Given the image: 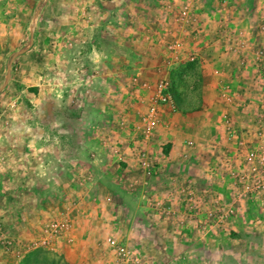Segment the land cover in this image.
<instances>
[{
    "label": "rangeland",
    "instance_id": "374dc122",
    "mask_svg": "<svg viewBox=\"0 0 264 264\" xmlns=\"http://www.w3.org/2000/svg\"><path fill=\"white\" fill-rule=\"evenodd\" d=\"M44 1L0 0V92L7 83L17 81L20 64L14 61L16 53L28 41V27L33 33ZM170 1L130 0L128 6L140 7L151 21L162 25L164 16L168 18L171 12L169 17H173L178 29L176 11L182 0H176L179 5L172 10L168 8ZM228 1L225 13L219 14V0H194L197 13L200 7L208 11L194 23L204 22L216 31L209 41L222 38L230 49L224 51L215 44L189 46L185 40L170 63L171 53L161 43L154 52L150 48L137 49L138 55L146 59L149 56L153 60L154 55L155 64L148 63L150 73L145 77L136 75V64L130 65L125 72L130 77L122 90H115L109 97L112 107L123 109L124 116L117 120L110 114V123L95 127L93 135L105 141V151L99 149L102 156H87L84 137L78 133L73 134L78 143L70 154L67 144L65 149L59 146L61 158L55 173L64 179L60 177L56 189L63 192L64 187L70 186L76 192L75 200L65 192L72 198L65 206L0 207V248L12 256L10 264H115L108 238L135 250L140 264H264V192L259 188L263 175L246 177L251 186L246 192L238 179L228 174V168H235L243 159L234 151L236 144L225 138L222 121V116L228 114L240 134L255 132L256 123L264 114V63L256 60L259 51L264 56V0ZM12 25L15 28L5 31ZM221 25L226 29L220 31ZM132 42H127L131 46L128 51L136 53V42L133 46ZM243 43L245 46L240 45ZM226 51L239 54L236 70L247 69L243 89L236 92L232 91V82L217 71L227 69L223 62H216L226 59ZM163 78L172 87L173 104L162 108L155 133L162 131L172 140L161 141L157 153L142 146L153 161L161 164L159 172L147 178L130 153L131 142L136 148V137L141 136L138 127L143 123L150 94ZM139 83L141 87L137 86ZM223 84L230 86L231 101L220 97ZM234 95L242 101L235 102ZM5 99L8 96L0 95V105ZM78 111L75 117L72 115L76 122L83 120V115L78 114L82 111ZM79 127L78 123L76 128ZM185 140H191L192 145L186 147ZM248 140L252 146L259 143ZM111 145L119 147L118 156L109 152ZM161 149L171 157L159 160ZM226 160L231 166L223 165ZM47 163L46 160L45 166ZM51 178L53 184L57 176ZM27 187L18 189V196L13 192V198L29 195ZM59 192L54 191L56 195ZM184 195L192 200L186 206ZM227 207L234 209V216L219 222L215 217L208 218V212L219 216V210ZM6 210L18 217L7 218ZM57 223L61 228H56ZM0 259L3 264L5 256Z\"/></svg>",
    "mask_w": 264,
    "mask_h": 264
},
{
    "label": "crops",
    "instance_id": "0c3cea01",
    "mask_svg": "<svg viewBox=\"0 0 264 264\" xmlns=\"http://www.w3.org/2000/svg\"><path fill=\"white\" fill-rule=\"evenodd\" d=\"M129 2L130 0L43 2L37 15L36 27L32 29L33 33L28 27V41L15 56L14 61L20 64L16 74L17 81L7 83L0 92V95L8 96L0 105V207L50 208L65 206L64 204L69 202L68 198L75 200L73 193L76 192L70 186L64 187L61 190L63 192L56 189L60 177L64 179L60 173H55L59 163L57 161L61 158L59 146L65 149L67 144L70 154L74 150L72 146L78 143L73 134L78 133L84 137L83 142L87 147L82 151L87 152V156L92 157L93 152H99V149L105 151L104 139L93 135L95 127L103 122L110 123L111 115L117 120H122L124 116L123 109L112 107L109 97L115 94V90H122L125 81L130 77L125 76L130 65L136 64V75L143 74L145 77L150 73L148 63L155 64L154 55L153 60L149 56V59H146L138 55L137 49L150 48L154 52L161 47L158 46L160 43L167 46L175 39L182 40L184 44L187 40L189 46L202 44L201 47H206L215 44L224 51L229 47L222 38L216 40V35L212 37L216 40L214 43L213 40L209 41L216 31L211 30L204 22L194 23L208 13L205 8L200 7L199 12L194 14L193 23L181 31L173 25V17H169L171 12L168 18L164 16V25L155 24L140 7L136 9L128 6ZM170 2L173 8L179 5L176 0L175 3L172 0ZM10 28L15 26L6 27L5 31ZM130 40L133 41L132 46L136 42V53L128 51L131 46L127 42ZM230 52L224 53L227 55L225 60H216L219 64H226L227 69L222 67L217 71L221 77L232 82V91L235 89L236 92L240 88L243 89L247 69L236 70L235 64L239 62V54ZM240 71L243 73L241 76L238 74ZM140 84L137 86L141 87ZM68 87L80 92L83 103L81 106L73 109L68 105ZM136 90L143 91L137 87ZM235 95V102L242 101L243 98ZM96 102L100 103L96 105ZM78 110L82 111L78 114L83 115V120L76 122L72 115L75 117V114L80 112ZM5 121L9 123L8 126L4 125ZM78 123L80 127L76 128ZM71 124H74V127ZM161 133L162 131H158L148 143H139L138 146L148 147L149 151L157 153L161 141L172 140ZM173 141L175 142V138ZM134 145L135 142H131V146ZM172 147L175 148V143ZM39 149L48 152V165L45 167L38 165ZM85 153L82 156L84 160L87 159ZM102 154L99 152L98 158ZM51 176H57L56 180L53 179V184L50 183ZM26 186L30 191L29 195H20L19 199L15 200L13 194L17 193L18 196V189L22 190ZM54 191L59 193L56 195ZM65 192L72 198L67 197ZM5 212L6 217L11 220L18 217L12 211ZM22 212L20 217H23ZM2 256H5L3 264H10L9 259L12 256L0 248V258Z\"/></svg>",
    "mask_w": 264,
    "mask_h": 264
},
{
    "label": "built area",
    "instance_id": "2783aa9c",
    "mask_svg": "<svg viewBox=\"0 0 264 264\" xmlns=\"http://www.w3.org/2000/svg\"><path fill=\"white\" fill-rule=\"evenodd\" d=\"M218 13L224 14L225 13V7L228 5V0H219L218 2ZM169 9L173 8V4L169 7ZM198 8L194 2V0H182V3L180 4V7L176 11V17H177V24L178 29L181 31H184L187 25H190L193 23L194 20V14H196ZM224 26H220V31H222V28ZM225 28V27H224ZM226 29V28H225ZM241 43V42H240ZM243 44H240L242 46H245ZM183 41L180 39H175L171 43L167 44L166 48L171 53V57L169 58L168 62L170 63L173 56L176 54V51L183 47ZM229 48V47H228ZM230 49V48H229ZM256 60L264 63V56L259 55L262 54L261 51H259ZM134 82L136 83V78H134ZM65 84V82H64ZM144 87H147V85L143 84ZM230 86L228 84H223L220 86V97L225 101H231L230 96ZM67 101L68 105L71 107H79L83 103L81 102L82 97L79 95L80 92H77L74 88L68 87L67 91ZM173 104V90L172 87L167 80V78H163L162 80L158 81L153 88L150 98L148 101V107L146 109V112L143 116V123L139 125V133L141 136L136 137V148L132 146L131 149V155L136 158L140 169L142 170L143 174L147 178L153 177L155 174L159 172L161 169L160 162H155L152 160V156H149L147 152L142 148V145L139 147V143H148L153 136L155 135V131L158 128L159 119L161 117L162 108L165 106H171ZM223 121V127H224V134L225 138L228 141L234 142L236 144V149L234 150L236 155L241 156L243 159V163H239L236 165V167H229L228 168V174L232 177L237 178L238 183L242 186V188L246 192H250L251 186L249 185L247 180L245 179L248 176H255L258 174L263 175V178L260 181L261 190L264 192V146H263V140L264 139V114H261L258 122L256 123V129L255 132L252 131H244L242 134L238 132L236 127L234 126L232 119H230V116L228 114H224L222 116ZM5 126H8L9 123L7 121L4 122ZM249 138H252V140L256 139L259 141L258 145L252 146L249 142L251 140H248ZM141 139V140H139ZM184 144L186 147H189L192 145L191 140H185ZM99 148H97L98 150ZM109 152L112 156H118L120 154V149L118 146L111 145L108 148ZM42 151V152H41ZM163 149H161V159L168 158L164 152H162ZM98 152V151H97ZM94 151V155H92L93 158L98 157V153ZM40 161L38 162L39 167H45L47 155L48 152H46L43 149L38 150ZM169 156V155H168ZM182 157H186V155H182ZM226 164V165H225ZM225 164H223L225 167L227 165L231 166V162L225 161ZM48 165V164H47ZM185 192V189H184ZM188 194V191L186 192ZM190 194V193H189ZM185 196V206L188 204V202L191 200V197L189 198V195ZM109 200V198H108ZM192 201V200H191ZM170 211L166 210V214L169 215ZM235 211L233 208H225L219 210V216H215L213 212H208L207 216L208 218H211L213 220L214 217L217 218L218 222L225 220L228 216H234ZM56 228H61V224L57 223ZM48 232V233H47ZM46 233L48 236H52V233H49L48 230H46ZM110 244V248L113 251L114 254V262L115 264H140L138 254L135 250L130 249L128 246H126L124 243L117 241L113 238H108L107 240ZM7 244H9L8 241H6Z\"/></svg>",
    "mask_w": 264,
    "mask_h": 264
},
{
    "label": "water",
    "instance_id": "95a60500",
    "mask_svg": "<svg viewBox=\"0 0 264 264\" xmlns=\"http://www.w3.org/2000/svg\"><path fill=\"white\" fill-rule=\"evenodd\" d=\"M9 74L7 75V80L5 81V83L3 84V87L5 86V84H6V82L8 81V79H9Z\"/></svg>",
    "mask_w": 264,
    "mask_h": 264
}]
</instances>
